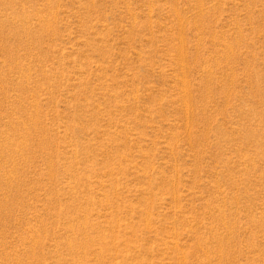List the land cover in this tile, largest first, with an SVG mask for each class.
Returning <instances> with one entry per match:
<instances>
[{"label":"rangeland","instance_id":"374dc122","mask_svg":"<svg viewBox=\"0 0 264 264\" xmlns=\"http://www.w3.org/2000/svg\"><path fill=\"white\" fill-rule=\"evenodd\" d=\"M0 264H264V0H0Z\"/></svg>","mask_w":264,"mask_h":264}]
</instances>
